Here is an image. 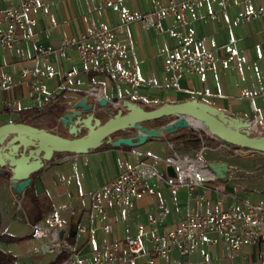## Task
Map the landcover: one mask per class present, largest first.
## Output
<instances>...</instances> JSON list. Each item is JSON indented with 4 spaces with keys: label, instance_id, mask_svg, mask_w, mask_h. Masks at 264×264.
<instances>
[{
    "label": "crops",
    "instance_id": "0c3cea01",
    "mask_svg": "<svg viewBox=\"0 0 264 264\" xmlns=\"http://www.w3.org/2000/svg\"><path fill=\"white\" fill-rule=\"evenodd\" d=\"M111 1L109 8L99 9L102 0H38L29 14L36 25L15 28L21 55L0 46V125L27 122L64 133L60 115L88 92L98 91L102 95L93 94L94 98L128 100L150 109L196 99L264 125V0L196 2L190 9L162 17L155 15L171 10L181 0ZM11 8L13 0H0V31L6 28V11ZM126 12L154 14L158 24L146 28L140 22L128 23L115 39L125 52L123 65L136 66L153 84H118L106 73L85 70L73 48L59 50L62 42L84 35L88 28L122 24ZM27 33L32 40L25 38ZM44 50L48 54L38 56ZM191 51L212 56L214 68L202 75L183 71L170 79L164 70L168 53ZM24 68L45 70L48 76L31 86L21 78ZM71 71L74 74L67 77ZM46 109L60 115H39ZM194 131L199 137L204 135L198 149L183 148L163 137L135 146L110 145L81 154L55 155L31 176L30 185L20 195L0 175V231L22 238L11 244L0 242V250L13 255L16 264H71L65 253L47 249L45 239L32 236L35 224L57 215L63 222L59 236L87 263L95 250L136 236L139 224L145 226L140 240L150 251L152 235L181 224L190 214L264 205V154L233 148L206 132ZM127 136L130 133L123 137ZM134 164L152 167L165 178L170 176L168 167L177 172L182 166L190 178L200 180L188 190L148 179L140 186L143 195L122 207L93 200L96 189ZM147 188L152 194L145 192ZM32 216H37L35 222ZM151 216L157 217L156 224H148ZM60 253L65 257L58 259ZM205 258L208 264H264V229L254 243L236 248L210 232L189 255L174 247L153 264H206Z\"/></svg>",
    "mask_w": 264,
    "mask_h": 264
},
{
    "label": "built area",
    "instance_id": "2783aa9c",
    "mask_svg": "<svg viewBox=\"0 0 264 264\" xmlns=\"http://www.w3.org/2000/svg\"><path fill=\"white\" fill-rule=\"evenodd\" d=\"M216 0H181L174 4L171 10L158 13L157 17L167 16L173 12H182L190 9L196 2H210ZM38 0H13V8L6 11V28L0 31V46L6 50H13L17 55H21L19 39L15 35L16 26H26L32 28L36 25L35 20L29 18V14L37 7ZM111 0H102L99 9L109 8ZM131 22H140L144 27H157L154 14H134L126 12L124 22L115 27L88 28L84 35L62 42L60 51L64 48H73L80 62L85 65V70L96 71L108 74L116 83L139 86L144 83L153 84L154 81L146 80L138 73L136 66L125 67L123 60L124 49L115 43L117 33L121 32L124 26ZM25 38L32 40L31 33H27ZM46 50L39 55H46ZM231 54H233L231 52ZM215 60L210 55H202L191 51L177 55L169 52L167 62L164 65L166 73L170 74V79L176 74L186 71L194 75H202L214 68ZM74 73L68 72L67 77ZM45 70L24 68L21 71V78L28 81L31 86L35 82H40L47 78ZM245 95H248L246 92ZM188 159V158H187ZM197 161V160H196ZM184 167L177 169L176 176L166 178L152 167L134 164L128 166L124 171L110 179L104 185L96 189L92 198L95 202L110 201L118 207L130 203L133 199H138L143 195L140 190L142 183L148 179L164 181L167 184L178 188L185 186L192 190L198 184L200 178H190L186 174ZM147 194H152L153 190L147 188ZM219 204H221L219 202ZM157 217L151 216L148 224H156ZM63 229V222L57 215L48 216L42 223H37L32 227V236L36 239H45L44 246L49 250L65 253L71 264H153L154 259L165 256L172 248H177L181 254L189 255L196 249L198 243L204 237L214 232L222 237L233 248L254 243L258 233L264 229V205L249 204L245 210L227 207L218 213L190 214L184 222L173 226L162 234H154L150 241L152 248L146 251L141 240L145 232V226H137L136 236L124 241H114L93 253L91 261L84 263L79 260L73 247L62 237L59 232ZM106 231V228H104ZM83 231V229H81ZM140 259H144L139 262ZM205 263L209 260L205 258Z\"/></svg>",
    "mask_w": 264,
    "mask_h": 264
},
{
    "label": "water",
    "instance_id": "95a60500",
    "mask_svg": "<svg viewBox=\"0 0 264 264\" xmlns=\"http://www.w3.org/2000/svg\"><path fill=\"white\" fill-rule=\"evenodd\" d=\"M89 96L94 95L88 92L58 119L71 137L22 122L0 125V175L6 177L14 193L22 194L31 183V175L38 172L56 152L81 154L103 143L116 147L135 146L149 138H163L178 129H198L232 146L264 154V125L254 124V118L233 117L196 99L164 103L145 110L131 101H119L117 98L111 101L104 97L96 98L97 102L92 105L88 102ZM96 105L110 116L103 123L95 115ZM161 118L172 119L157 128L143 125ZM194 122L201 126L196 127ZM82 129H85V134L78 136ZM124 130H133L134 134L112 140L113 133ZM167 171L170 176H176L172 167Z\"/></svg>",
    "mask_w": 264,
    "mask_h": 264
},
{
    "label": "trees",
    "instance_id": "16d2710c",
    "mask_svg": "<svg viewBox=\"0 0 264 264\" xmlns=\"http://www.w3.org/2000/svg\"><path fill=\"white\" fill-rule=\"evenodd\" d=\"M44 109H45V107H44ZM144 109L145 110H152L150 108H144ZM42 114L43 115L44 114L45 115L55 114V117H56V115L57 116L60 115V112L59 111H54V113H52L51 110L46 109L43 112L39 113V115H42ZM95 115L98 118L101 119L102 123L105 122L110 117L108 114H106L102 110V108L99 105L95 106ZM26 124H28V123L26 122ZM143 125L146 126V127H149V128H157V127L161 126V123L159 122V119H157V120H152V121H149V122H144ZM50 132L60 135L59 131H57V130L56 131H50ZM125 133H130V136H131L132 134H134V131L133 130H130V131H128V130L118 131V132L113 133L111 135V138H112V140H116L119 137H123ZM83 134H85V129H82L78 133V136H82ZM67 137H71V135H69ZM203 138H204L203 134L201 135V137H199V134L197 132H195L194 130H192V129H189V130L178 129L174 133L166 134L163 139L168 140L169 142H172L174 144H179L183 148H186V149H198L202 145ZM149 139L151 140L153 138H149ZM107 146H110V145H106V144L103 143V144H101L100 146H98L97 148H95L93 150H101V149L106 148ZM124 146L125 147H129L127 145H124ZM232 147L233 148H238L236 146H232ZM59 154H63V153L62 152H56V153H54L53 156L59 155ZM34 174H32L31 176H33ZM20 240H22V238L15 237V236H12V235H10V234H8L6 232L0 231V242H2V243L11 244V243L18 242ZM61 257L64 258L65 255L60 253L58 259H60ZM0 264H16V259H15V257L13 255L0 250Z\"/></svg>",
    "mask_w": 264,
    "mask_h": 264
},
{
    "label": "rangeland",
    "instance_id": "374dc122",
    "mask_svg": "<svg viewBox=\"0 0 264 264\" xmlns=\"http://www.w3.org/2000/svg\"><path fill=\"white\" fill-rule=\"evenodd\" d=\"M88 102L90 103V104H92V105H94V103H96L97 102V99L96 98H94V97H88ZM167 119H172V118H161V119H159V122L161 123V126H164L167 122H169ZM62 126V125H61ZM160 127V126H159ZM64 129V128H63ZM60 135H62V136H64V137H67V136H69V133H68V131L66 132V130H64V133L62 132ZM200 161V160H199ZM205 168V167H204ZM207 168V167H206ZM214 174H215V172H213ZM225 173V175H224V177H227V172H224ZM215 175H217V174H215ZM32 222H35L36 221V219H37V216H32Z\"/></svg>",
    "mask_w": 264,
    "mask_h": 264
},
{
    "label": "bare ground",
    "instance_id": "6f19581e",
    "mask_svg": "<svg viewBox=\"0 0 264 264\" xmlns=\"http://www.w3.org/2000/svg\"><path fill=\"white\" fill-rule=\"evenodd\" d=\"M94 89H91V91H93ZM92 93V92H91ZM95 96H101L102 94H101V91H98V92H94L93 93ZM194 125L196 126V127H200L201 125L199 124V123H197V122H194ZM196 163V162H195ZM197 165V164H196ZM204 175V174H203ZM206 176L207 177H212V174H210L209 172H207L206 173Z\"/></svg>",
    "mask_w": 264,
    "mask_h": 264
}]
</instances>
